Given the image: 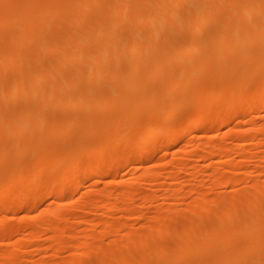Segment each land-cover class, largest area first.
I'll use <instances>...</instances> for the list:
<instances>
[{
  "label": "bare ground",
  "instance_id": "bare-ground-1",
  "mask_svg": "<svg viewBox=\"0 0 264 264\" xmlns=\"http://www.w3.org/2000/svg\"><path fill=\"white\" fill-rule=\"evenodd\" d=\"M261 117L264 0H0V264H264Z\"/></svg>",
  "mask_w": 264,
  "mask_h": 264
},
{
  "label": "rangeland",
  "instance_id": "rangeland-1",
  "mask_svg": "<svg viewBox=\"0 0 264 264\" xmlns=\"http://www.w3.org/2000/svg\"><path fill=\"white\" fill-rule=\"evenodd\" d=\"M261 118H262V117H261ZM261 118H260V119L257 118L256 121L254 120L255 122L253 121V123H255V125H257L256 122H257L258 120H260V122H258V124L263 123L264 120H262V119H264V117H263L262 119H261ZM200 135H201V134H200ZM203 135H204V134L201 135L202 138H200V139L203 140V139L205 138L204 140L207 141L208 138L206 139V137H207V136L209 137L211 134H210V135H208V134H207V135H204L205 137H203ZM194 136H197V137H198L199 134L194 135ZM191 137H192V135H188V136L186 137L185 140H188V141H189V140L191 139ZM197 137H195V139H196L197 141L200 140V139H199L200 136L198 137V139H197ZM209 138H210V137H209ZM222 139H223V141H222ZM222 139H221V142H220V143H222V142L224 143V141H225V143L228 144V142L230 141V140H229L228 142H226L228 139L226 138L227 140H224L225 137L222 138ZM185 140H184V141H185ZM202 140L199 141V142H202ZM212 140L218 142L219 139H218V140H216V139H215V140L212 139ZM188 141H186V142H188ZM186 142L184 143L183 140H182V141H181L182 145H180L179 148H177V153H179L180 155H181V153H183L182 151L185 152V150H183V149L189 147V146H188V147L185 146V148L182 147V146H184V144H187ZM204 142H205V141H204ZM230 142H231V141H230ZM183 143H184V144H183ZM223 143H222V144H223ZM225 143H224L223 145H225V146H228V145H229L228 147H231V146L233 145L232 142H231L232 145H230L231 143L228 144V145L225 144ZM187 145H188V144H187ZM191 147H192V146H191ZM191 147H189L190 149L188 148L189 151H190V153H193V154L195 153L196 156L201 155V154L203 153L201 150H200V152H199V149H197L196 147L193 148V147H194V146H193V147H192L193 149H192ZM181 148H182V150H181ZM196 149H197V150H196ZM180 150H181V151H180ZM191 150H192V152H191ZM194 150H196V151H194ZM175 151H176V150H175ZM186 151H188V150L186 149ZM189 151H188V152H189ZM258 151H259V149H256V150H255V153L258 152ZM188 152H186V153H187V154H190V153H188ZM196 152L199 153V154H197ZM253 152H254V151H253ZM253 152H252V153H253ZM186 153H185V155H187ZM255 153H253V154H251V155L253 156V155H255ZM183 154H184V153H183ZM183 154H182L181 156H183ZM169 156H171V155H169ZM169 156L167 157V160H168V161L170 160V159H168V158H170ZM194 157H195V156H194ZM167 160H166V162H168ZM144 162H145V161H144ZM144 162H143V164H141V165H142L141 168H143V169H144V167H145L146 170H148V167H150L151 165H153V164H149V165H150V166H149L148 164H146V165L144 166V164L147 163V162H145V163H144ZM166 162H165V163H166ZM243 163H244V165L246 164L245 167L249 169V167H250L249 162H248V163H247V162H246V163L243 162ZM155 164H158V167H157V169L154 167V168H153V171H155V169H156L157 171H159L160 168H161V166L159 165V163H155ZM198 164H199V163H198ZM200 164L202 165L203 163L200 162ZM247 164H248L249 166H248ZM136 165H137V167H136ZM136 165H134V168H135V167L138 168L139 165H138V164H136ZM201 165H196V166H198V167L196 168V166H195V169H201L202 166L207 165V164H203L202 166H201ZM147 166H148V167H147ZM154 166H155V165H154ZM159 166H160V168H159ZM247 166H248V167H247ZM200 167H201V168H200ZM205 167H206V168H205ZM203 168H204V169H202V170H207V171L209 170V169L207 168V166H204ZM140 170H141V172L143 171L142 169H140ZM146 170H145V171H146ZM150 170H151V169H150ZM225 170H226V173H227V169H225ZM97 171H98V172H95V173H100L99 170H97ZM130 171H132V169L129 170V171H128V170H124V171H122L121 174H119V177L116 179V181H117V180H120V181H121V177H122V176H123V177L125 176L124 178H126V182H127V179L130 180L129 177H130V175L132 176V174H130V173H133V172L135 173V171H132V172H130ZM145 171H144V172H145ZM222 171H223V172H222ZM228 171H229V172L231 171L230 168H228ZM92 172H94V170H93ZM128 172H129V173H128ZM139 172H140V171H139ZM221 172L224 173V170H221L220 173H221ZM126 173H127L128 175H127ZM136 173H137V172H136ZM229 174H230V173H229ZM229 174H228V176H229ZM126 175H127V177H126ZM137 175H138V174H135L136 177L132 176V177H131V180H130L131 182H130V181H129V182L132 183V180H133V182L138 181V180H135V179H140V178H139V177H140V176H139L140 173H139V175H138L139 177H137ZM183 175H185V176H184L185 178L183 177ZM205 175H206V174H204L203 176H205ZM223 175H226V176H227V174H223ZM230 175H231V174H230ZM203 176H202V177H203ZM123 177H122V180L124 179ZM180 177L182 178V179L179 178V181H180V182H181V181L184 182V181H183V178L185 179V181L189 178V176H187L186 174H181ZM187 177H188V178H187ZM207 177L209 178V175H206V176L203 177V178H207ZM132 178H134V179H132ZM180 179H181V180H180ZM124 180H125V179H124ZM124 180H123V181H124ZM163 180H165V179H163ZM163 180L160 179L159 182L157 181V183H154V185H153V184H150V185H153V186H149L148 188H147V186L149 185V183H147V184L145 183V184H146V185H145L144 182L141 181V182H142V183H141L142 185H141V188H140V189H141V190H140L141 193L139 194L138 197H136V201H135L136 205H138V206L141 205V202H140V199H139V198L142 197V196H147V197H150V196H151L152 198L154 197V198L158 201L159 198H157V197L160 196V195H158V193L160 192V189H159V188H161V185H162L163 183H164V184H167V183L169 184V181L165 183V181H167V180H165L164 182H163ZM160 181H162L163 183L160 182ZM179 181H178V182H179ZM203 181H206V179L203 180ZM138 182H139V181H138ZM102 183H103V182H102ZM159 183H162V184H160V186H157ZM105 184H106V182H105ZM105 184L103 183V184L101 185V183H100V184L98 185L99 188L102 187L100 190H103L104 188H107V185H105ZM139 184H140V182H139ZM143 184H144V185H143ZM156 184H157V185H156ZM186 185H187V184H185L184 186H186ZM143 186H144V187H143ZM189 186H190V185H187L186 187H183V191H184L185 194L188 193L187 191H189V189H190V187H191V186H190V187H189ZM19 187H20V186H19ZM19 187H17V188H18V189H21V187H20V188H19ZM151 187H153V188L150 189ZM155 187H156V188L159 187V188H158L159 191H158L157 189H155ZM87 188H89V187H87ZM87 188H86V189H87ZM99 188H98V190H99ZM143 188H144V189H143ZM220 188H222V187H220ZM86 189H83L84 191L82 190V192H78V193H82V195H81V194L78 195V194L76 193L75 196H76V195H77V196H76L75 198H76V199H80L81 196H83L84 198H86V200H89L90 198L87 199V197H90V195H92V198L94 199L95 196H93V195H95V192H96V191H94L95 189L89 188V189H91L92 191L89 190V189H88V190H86ZM148 189H150L151 191L153 190V192H149L150 190H148ZM185 189H186V190H185ZM187 189H188V190H187ZM144 190H145V191H144ZM146 190H147V191H146ZM155 190H156V191H155ZM218 190H219V188L216 189V191H214L213 195H212V193H209V194H211V195L208 194L209 198H211L210 196H212V197L216 196L218 193H219L218 195L222 194V193L224 192V190H225V192H226V191H229L228 189H223V188H222V190H221V189L219 190L220 192L222 191V192L220 193ZM90 191L93 192L94 194L91 193ZM142 191H143L144 193H142ZM157 191H158V192H157ZM88 192L91 193V194H89ZM147 192H148V193H147ZM155 192H156V193H155ZM186 192H187V193H186ZM86 193H87L88 195H87ZM153 193H154V194H153ZM215 193H217V194H215ZM141 194H142V195H141ZM149 194H150V195H149ZM160 194H161V193H160ZM214 194H215V195H214ZM86 195H87V196H86ZM148 195H149V196H148ZM155 195H157V196H155ZM78 196H79V198H77ZM185 196H186V197H185ZM185 196H184V198H183V201L186 199V200H185L186 202H185V201H184L185 203L182 202L183 204L189 203V202L191 201V198H190V196H189L188 194L185 195ZM187 197H189L190 199H189V198L187 199ZM73 198H74V196H73ZM75 198L73 199V201L76 200ZM137 198H138V200H137ZM95 199H97V198L95 197ZM95 199H94V200H95ZM156 200H155L154 202H157ZM138 201H139V202H138ZM159 202H160V201H159ZM169 202H170V201H169ZM169 202H168V203H169ZM49 203H50V202H49ZM148 203H149V202H148ZM148 203H147V205H145V207L147 206V207H146V210H145L144 206L141 208V207H138V206H136V205L134 204V207H135L136 209H137V208L141 209V210H142L145 214H147V215H148L149 213H151V214L153 215V213H154L153 211L156 210V208L158 207V205H157V203H151V205H150V203H149V205H148ZM47 204H48V203H47ZM139 204H140V205H139ZM155 204H156V205H155ZM158 204H160V203H158ZM183 204H181V209H183V208H182ZM152 205H154V206H152ZM151 206H152V207H151ZM153 207H154V208H153ZM183 207H184V206H183ZM149 208H151V210H150ZM148 209H149V210H148ZM154 209H155V210H154ZM36 211L38 212L37 209H36ZM36 211H33L34 213L29 214L30 216H33V217H31V219H29V220H32V222L34 221V217L37 219L36 222H38V221L40 220L39 213H38V217H39V218H37V216H36V215H37V212H36ZM150 211H151V212H150ZM91 212H92V213H91ZM91 212H90V213H87V215H85V216H86L85 219H88V218H89V220H90V219H95V217H97V216L100 217V215H101V214L103 215V213H104V211H102V209H98V210L95 209L94 211L92 210ZM152 212H153V213H152ZM20 213H21V215L26 214V213H24V212H19V213L15 214V216L19 215ZM22 213H24V214H22ZM94 213H96V214H94ZM97 213H98V215H97ZM88 214H89V215H88ZM99 214H100V215H99ZM151 214L148 215V217H146V215H145V218L141 219L142 221L140 220V223H139V222H138V223H137V222H135V223L133 222V223L135 224L134 227H138V226H140V227H144V226L142 225L143 223H144V225H145L146 223H147L146 225H148L149 222L147 221V219L149 220L150 217H152ZM13 215H14V214H12V216H11V214H10V215L6 216L5 218L8 219L7 217L11 216V218H10L11 220H12V219H15V220H16V217H13ZM21 215H19V216H17V217L19 218ZM26 215H27V217H28V214H26ZM26 215H24V217H22V216L20 217V218H22V219L24 218L23 221H22V219L20 220V222L22 221V222H21L22 224H23L24 221H25V223H26V220H25V219H28V218H29V217H28V218H25ZM92 215H97V216L93 217ZM102 215H101V216H102ZM117 216H119V215H117ZM117 216H116V217H117ZM149 216H150V217H149ZM91 217H92V218H91ZM6 219H3V220H5V222H6L7 224L10 223V222H13V223H11V224H13V225L11 226V229H13V228H18V229H19V228H22V224H21L20 222H19V227H18V225H16V223H18V222H16V221H19V219L16 220V221H15V220H14V221H10V220H7V221H6ZM38 219H39V220H38ZM118 219H119V220H123V219H120V216L117 218V220H118ZM171 219H172L171 221H174V220H175V221H174L175 224L177 223L176 219L179 220L178 217H175V218L173 217V218H171ZM180 219H181V218H180ZM68 220H70V219H68ZM145 220H146V221H145ZM1 221H2V220H1V218H0V226H1L0 229L2 228V229H4L5 232H6V230H9V228L7 227V228H8V229H7V228L5 227V226L7 225L6 223H4L5 226H4L3 222H2V224H1ZM8 221H10V222H8ZM27 221H28V220H27ZM123 221H124V220H123ZM34 222H35V221H34ZM178 222H179V221H178ZM68 223H70V225H71L73 222H72V220H71V221H68ZM140 224H141V225H140ZM2 225H3V226H2ZM8 225H9V224H8ZM8 225H7V226H8ZM15 225H16V226H15ZM136 225H137V226H136ZM74 226H77V225L74 224ZM74 226H73V224L71 225L72 228H74ZM9 227H10V226H9ZM12 227H13V228H12ZM2 229H1V230H2ZM11 229H10V230H11ZM74 229H75V228H74ZM135 229H136V228H135ZM137 229H139V227H138ZM1 230H0V233H4V232H3L4 230H2V231H1ZM26 231H27V230L24 231V235H26L27 233H29V231H27V232H26ZM0 236H1V235H0ZM168 237H169V240H172V239H173V237H171V236H167V237L165 236V237H163V238H168ZM171 238H172V239H171ZM41 240H42V241H41ZM41 240H40L39 245H38V250H40V251L42 250L41 252H40V251L35 252V250H34L35 248H33L34 246H33V245H32V246H29L30 248H28V250H30V251L27 250L26 253H25L26 256L24 255V257H23V261H24V259H25V260L28 262V263L25 262L26 264H34L35 262H36V264H37V263H41V262H43L44 260H45V262H48V263H49V262H50V263H56V264H61L62 262H63V264L67 263V261H68V257H67V255H65L66 253H63V252H60L59 254H57L56 256L54 255V257L51 258V256L53 255V253H52L51 250H48V249H47V248H49V242L46 241V237H43ZM162 240H163V239H162ZM164 240H166V242L168 241L167 239H164ZM107 241H108V240L105 239L104 242H107ZM0 243H1V241H0ZM7 243H8V242H5V243H4V244H5V246L3 245L4 247L2 246V243H1L0 246H1V248H2V247H3V248H2V249L0 248V249L3 250V249L5 248L4 250H6V249H7V248H6L7 246H8V250L11 249V245H8L9 243H8V244H7ZM40 243H41V246H42L43 248H41ZM105 244H106V243H105ZM9 246H10V248H9ZM32 248H33V251H32ZM44 249H46L47 252H46ZM50 251H51V252H50ZM63 251H64V250H63ZM28 252H29V253H28ZM27 253H28V254H27ZM60 254H61V255H60ZM58 255H60V256H58ZM21 257H22V256H21ZM48 257H50L51 260H50V258H48ZM55 257H56V258H55ZM39 261H40V262H39ZM51 261H52V262H51ZM53 261H54V262H53ZM61 261H62V262H61ZM57 262H59V263H57ZM86 263H87V262H85L84 264H86ZM87 264H91V262H90V263L88 262Z\"/></svg>",
  "mask_w": 264,
  "mask_h": 264
}]
</instances>
